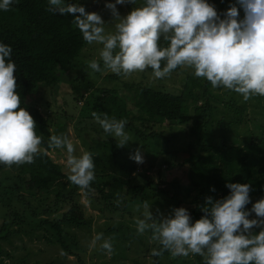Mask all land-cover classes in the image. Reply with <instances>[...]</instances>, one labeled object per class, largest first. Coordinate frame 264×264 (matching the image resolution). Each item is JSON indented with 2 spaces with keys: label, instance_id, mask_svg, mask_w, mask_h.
<instances>
[{
  "label": "trees",
  "instance_id": "obj_1",
  "mask_svg": "<svg viewBox=\"0 0 264 264\" xmlns=\"http://www.w3.org/2000/svg\"><path fill=\"white\" fill-rule=\"evenodd\" d=\"M48 7L47 0H19L8 11H0V42L12 47L11 59L17 66L14 76L16 91L21 99L18 107L25 108L33 117L35 130L42 138L40 151L34 156L32 163L13 164L10 167L0 164V184L1 187L9 184V193L13 194V198L16 197L17 210L10 211L13 216H17L21 223L25 220L20 218V214L29 216L34 223L32 233L41 231V228L53 229V236L58 237V242L67 252L66 256L71 257L79 256L80 252L84 251L80 241V236L82 239L84 235L82 232L73 235L70 229H91L87 226L90 223L80 203L79 187L73 184L71 188L68 184L60 183L67 177L64 166L49 155L54 148L48 147L49 137L61 134L65 127L54 126L53 130L52 122L43 115L41 108L34 102H28V99L40 89H53L66 82L71 87L74 99L85 101V94L93 77L86 72L68 75L71 67L81 61L83 51L89 45L72 24V19L79 13L50 12ZM239 13L243 18L244 12L240 7ZM182 68L178 67L171 74L180 73ZM145 70L152 72L150 68ZM107 78L108 81L99 84L86 100L88 102L89 98L97 94L100 96L98 100L102 101L105 107L91 110L88 108L89 103H85L88 113L95 111L97 114H107L110 120H124V130L129 132V137L131 134L130 141L135 147L141 143L139 148L145 154L163 155L161 157L164 160L160 166L165 165L169 168L168 171H181L171 183L176 193L168 195L167 189L164 190L166 198L155 200L158 205L155 204L157 210L153 212L154 217H160L159 213L163 212V204L166 202L169 207L176 205V208L181 203L188 202L191 204L188 211L194 222L204 215L201 209L205 206L207 197L217 200L230 193V189L226 187L228 183L250 185V203L245 206L246 210H250L252 204L264 198V97L256 96L243 101L239 94L229 90L231 93L226 100L218 99L209 81L202 83L192 75L185 78L181 89H170L167 86L153 89L152 83L136 84L125 81L117 83L119 85L116 86L113 82H118L117 74L108 75ZM73 85L75 87H72ZM124 89L129 91L128 96L123 93ZM221 104L226 107L225 110ZM43 106H48L47 102ZM143 108L152 117L146 118L139 111H134H141ZM250 110H254L253 120L262 122L256 126L259 133L245 134L242 142L235 145V142L239 141L233 138L237 135L239 137L235 131L236 127L243 122H251L246 120ZM221 113L226 118L219 119L218 115ZM160 130L165 133H160ZM109 141L114 151L111 158L116 161L112 163L110 159H106V163L119 170L124 179L116 180L111 174L105 177L94 172L95 179L90 184V190L84 192L91 198L93 208L104 212V216L114 214V217L123 218L125 215L134 217L135 213L142 214L143 203L150 200L149 191L158 188V184L152 182L149 177L143 178V184H140L136 175L129 178L138 170L136 162L128 168L120 163L118 160L122 153L118 150L117 138L110 134ZM173 141H178L180 148L176 149ZM170 155L173 156V161L169 158ZM181 156L185 158L180 160ZM102 178H105V185L96 186L95 180ZM115 181L122 184L124 201L121 204H116L117 198L111 196ZM56 188L59 190L55 191ZM213 188L215 191H212ZM23 190L28 196L22 193ZM94 190L98 192L97 196L93 195ZM179 196H183L182 201ZM37 202L43 204L42 211L35 207ZM53 210H63L56 223L46 219L53 215ZM253 218H256L255 213L249 216V219ZM133 220H124L115 229L116 240L112 242V255L117 257L115 249L119 247V255L124 261L130 259L133 253L135 258L140 259V264H146L150 259L153 264H162L163 259L168 258L170 253L165 250L159 257H150V243L147 240H139L141 237L133 227ZM14 227L15 225L6 219L0 228V256L6 252L3 250V242L13 245V238L20 234ZM113 229L110 231L114 232ZM45 230L49 233V229ZM259 231L255 226L252 229L256 234ZM68 233L70 236L66 240ZM52 241L49 240L48 243ZM159 247L160 245L157 249ZM188 256V259L178 256L171 264H204L203 257L199 254L190 253ZM25 262L26 259H22L14 264ZM49 264L57 263L53 260Z\"/></svg>",
  "mask_w": 264,
  "mask_h": 264
},
{
  "label": "clouds",
  "instance_id": "obj_2",
  "mask_svg": "<svg viewBox=\"0 0 264 264\" xmlns=\"http://www.w3.org/2000/svg\"><path fill=\"white\" fill-rule=\"evenodd\" d=\"M19 0H0V11H8ZM137 5L138 0H114L105 7L114 17V31H106V22L97 12H88L78 0H47L48 11L76 14L72 24L88 44H99V61L89 62L95 72L111 71L127 78L135 72L152 70L154 78H164L178 67L192 69V75L203 77L212 88H224L239 94L243 101L264 97V0H235L218 14L209 0H139V6L121 16L117 5ZM244 16L238 18V7ZM12 47L0 42V164L12 166L32 163L40 151L42 138L35 130L29 112L21 103L16 88V64L11 59ZM92 116L105 133L117 138L119 147L130 137L125 121ZM49 148H64L66 179L81 191L90 190L95 179L93 156L89 151L74 155L71 140L64 135H51ZM129 159L143 163L141 149ZM230 193L217 200L206 198L204 213L193 222L186 208H174L160 221L153 218L147 201L143 218H135L136 230H151V241L160 245L150 257L166 250L172 257L199 254L204 264H264V198L252 204L250 185L228 183ZM212 191H215L213 188ZM251 213L256 218L249 219ZM242 226V227H241ZM259 228L258 234L253 227ZM100 242V248L112 253L110 238L96 233L89 248ZM149 264H153L151 259Z\"/></svg>",
  "mask_w": 264,
  "mask_h": 264
},
{
  "label": "rangeland",
  "instance_id": "obj_3",
  "mask_svg": "<svg viewBox=\"0 0 264 264\" xmlns=\"http://www.w3.org/2000/svg\"><path fill=\"white\" fill-rule=\"evenodd\" d=\"M77 0H66V3H76ZM78 2L85 6L86 11L88 12H97L101 15L102 19L106 22V31H114V17L111 15V11L105 7L106 2H114V0H78ZM209 3L214 5L216 8L218 14L222 16V13L225 12L232 4L235 3L234 0H209ZM139 6V0L137 5L126 3L123 5H117V10L119 11L121 16H126L130 13L133 8ZM238 7V13H239V6ZM242 19L240 13L239 17ZM101 45L93 43L89 44L83 51L84 56L82 57L81 61L78 63H75L71 67V71L68 75H75L80 73H87L88 75L92 76L93 79H90V85L89 90H87V93L85 94V101H77L74 99V95L71 94V87L66 82L60 83L58 86H55L53 89H40L35 95L31 96L28 99V102L36 103L39 108H41L43 115L49 118L51 124L53 125V130H55L54 126H64L65 130L60 135L67 136L74 146V155H80L82 151H89L93 156V162H94V172L101 173L102 175H108L111 174L112 177L116 180L123 181L124 177L123 174L115 169L113 166L111 167L106 163V159H110L113 162H115V158H111L113 154V148L111 147V142L109 141L110 134L105 133L99 123L94 119L92 114L88 113V108L93 110V108H104V104L101 103L102 101H99L97 94L89 98L88 102L86 100L88 99V95L90 92L94 91V89H97L99 84L105 83L108 81L109 78L108 75L114 74L111 71H102V72H95L91 70L88 67V64L91 60L97 59L99 61V48ZM101 64V68H103L102 61H99ZM152 72L144 70L143 72H135L131 75H129L127 78H125L122 75L119 76L118 82H113V85H119L117 83L121 81L125 82H132L136 84H148L152 83L151 88L153 89H160L164 86L169 87L170 89L177 88L181 89L183 87V81L188 75H192V69L183 67L182 71L178 74H169L168 76L164 78H154L151 74ZM194 76V75H192ZM178 77V79H177ZM195 77V76H194ZM202 83H205L206 79L203 77L197 78ZM96 81V82H95ZM96 85V86H95ZM94 86V87H93ZM72 87H75L73 85ZM112 87V86H111ZM213 93L215 96L218 97V99L226 98L228 95H230V91L224 88H212ZM227 92V93H226ZM99 93V92H97ZM123 93L125 95H129V91L123 90ZM226 93V95H225ZM79 96V95H77ZM228 101V100H227ZM38 102V103H37ZM48 106H43V104H46ZM85 103H89L88 108L85 107ZM222 109H226V107L221 104ZM135 112L139 111L140 113L144 114L145 117H152L150 113H147V110L143 108L141 111L140 109L134 110ZM253 111L250 110L248 112V116H246V120L249 119L251 122H243L239 124L236 127V132L239 134L237 136H233V138H236L239 141H236L235 145H239L242 142V137L245 134L253 133L255 134L259 133V129L256 128L257 124H262V122H255L253 120ZM98 115L103 118L104 113H98ZM234 115H232V118ZM218 118H226L219 114ZM167 125V123H165ZM140 125H142L140 123ZM165 125V126H166ZM129 133L128 131H126ZM160 133H165L164 130H160ZM129 135V134H128ZM131 138V134H130ZM131 140V139H130ZM232 143V142H231ZM139 146L134 145L132 141H129L125 146L118 147V150L120 151L121 156H119V162L124 164L127 168L130 167L132 164L135 163L133 160L129 159V154L134 153L137 148L140 147L141 143H138ZM186 144V143H185ZM184 144V145H185ZM173 145L176 147V149L180 148V144H178V141H173ZM151 146V144L149 145ZM143 156V163H137L136 165L138 167V170L136 174H131L129 176L137 178V180L142 183L143 178L149 177L152 182L155 184H158V188L149 191L150 200L147 201L149 205V210L152 213V216L155 220L159 221L162 219L163 216L169 215L174 208H176V205H173L172 207L168 206V203L163 204L162 211L160 212V217H154L153 212L154 210H157L155 207V204L158 205L155 200L166 198L167 196L164 194V190L167 191V194H175L176 189H173V186L171 183H173L175 175L178 174L181 171H178L177 169L169 170V168H166L164 166H160V164L163 162L164 158L161 157L163 155H157L155 153H144L141 151ZM49 155L57 161V163H60L64 166V173L68 175L67 168L65 166L64 161L66 160V150L64 148H53L52 151H50ZM105 156L103 159H100L101 157ZM171 161H173V156L170 155L169 157ZM185 157L181 156L180 160H183ZM117 161V162H118ZM107 165V167L105 166ZM4 172V171H2ZM125 179H127L125 177ZM96 186L99 185H105V178L97 179ZM107 181V180H106ZM61 184H68L69 187H73V184L69 182L66 178L60 182ZM9 184H6V186L1 187L0 184V228L4 221L8 219L12 224L15 225L14 229L17 231H20V234L15 236L13 238V245H9L5 242H3V250L6 251L4 255L2 254L0 256V264H14L15 262H18L19 260L26 259V262L24 264H49L51 261H55L57 264H140V259H137L133 256V253L130 256V259L128 260H122L123 257L119 255L120 248L117 247L115 256L112 254L114 251H112L111 255H108L107 252L100 248V242L98 241L95 247L89 248V242L91 241L92 237L96 233H103L104 238H110L111 242H115L116 236H115V229L119 227V223L127 220H133L136 218H143V212L145 211L144 207L142 206V214H133L134 217L130 215H125L126 217H114V214H107L104 216V212H99L97 209L93 208L91 198L87 197L84 191H79L80 193V203L83 206V209L85 211L86 219L90 223V225H87L90 227L91 231H89V228H86L84 230L77 231L76 228H71L70 232L71 234L75 235L76 232H82L83 238L80 241L83 247V252H80L81 254L79 256H66L67 252L63 250V246H61L60 242H58V237L53 236L54 230L50 227L47 228H41V231H36L35 233H32L34 229V223L30 219L29 216H26V214H20V218L24 219L25 222L21 223L20 219L14 217L13 213L10 211L17 210V204L15 201V198H13V194L9 193L10 186ZM54 187V186H53ZM59 189L56 188L55 191H58ZM122 184L118 181H115V186H112V195L113 197L117 198L116 204H121L124 199H122ZM124 190V189H123ZM129 191V190H128ZM22 193L26 196H28V193L23 190ZM94 196H97L98 192L93 191L92 192ZM163 194V195H162ZM156 198H155V197ZM183 196H179V200L182 201ZM129 200V197L127 198ZM144 204V203H143ZM154 204V205H153ZM20 205H22L20 203ZM42 205L41 203L36 204L35 207L40 209L42 211ZM23 206V205H22ZM191 204L188 202H183L179 207L186 208L187 210L190 209ZM178 207V208H179ZM55 209V208H54ZM123 209V208H122ZM121 209V210H122ZM22 210V209H21ZM61 211H52L53 215L50 217H47L46 219H49L56 223L61 218ZM163 213V214H162ZM10 214V218H9ZM141 215V216H140ZM44 218V216L42 215ZM132 224L135 227V220H133ZM111 228H114V232H111ZM45 229H49V233ZM147 231V230H146ZM146 231L143 234L138 235L141 237L139 240H147L150 243L149 250L151 251L153 248L158 247V242L151 241V232L146 233ZM151 231V230H148ZM29 232V233H27ZM136 235V234H134ZM66 236V235H63ZM70 234H67L66 240L69 239L68 237ZM53 240H51V239ZM52 241L51 243H48V241ZM68 243V242H66ZM131 246V245H130ZM72 249L74 247H71ZM184 258V257H183ZM189 258V256L185 257ZM174 260H176V257H172L171 255L168 258H164L162 264H171ZM146 264H149L147 261Z\"/></svg>",
  "mask_w": 264,
  "mask_h": 264
}]
</instances>
